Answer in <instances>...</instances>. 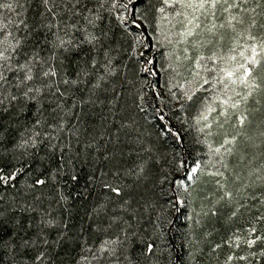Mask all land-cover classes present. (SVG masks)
Returning a JSON list of instances; mask_svg holds the SVG:
<instances>
[{"label": "snow or ice", "instance_id": "snow-or-ice-1", "mask_svg": "<svg viewBox=\"0 0 264 264\" xmlns=\"http://www.w3.org/2000/svg\"><path fill=\"white\" fill-rule=\"evenodd\" d=\"M0 264H264V0H0Z\"/></svg>", "mask_w": 264, "mask_h": 264}]
</instances>
